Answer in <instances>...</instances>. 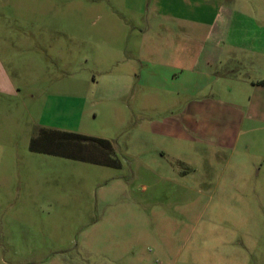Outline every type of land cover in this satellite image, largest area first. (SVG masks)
<instances>
[{
    "label": "rangeland",
    "instance_id": "obj_1",
    "mask_svg": "<svg viewBox=\"0 0 264 264\" xmlns=\"http://www.w3.org/2000/svg\"><path fill=\"white\" fill-rule=\"evenodd\" d=\"M112 3L0 0V71L17 92L0 95L9 132L0 143V256L38 264L54 251L76 258L115 245L127 264H264V123L216 155L217 141H181L166 127L182 115L177 96L137 85L116 98V78L142 63L113 32L106 44L99 37ZM129 56L132 66L119 62ZM53 125L110 140L120 166L33 152L32 139Z\"/></svg>",
    "mask_w": 264,
    "mask_h": 264
},
{
    "label": "crops",
    "instance_id": "obj_2",
    "mask_svg": "<svg viewBox=\"0 0 264 264\" xmlns=\"http://www.w3.org/2000/svg\"><path fill=\"white\" fill-rule=\"evenodd\" d=\"M112 1L107 12L110 24L102 26L98 35L105 37L106 44V34L113 32L116 43L124 45L119 48H135L133 58L142 63L139 71L132 68L116 78L120 83L116 98L134 93L137 85L177 96L182 115L166 127L177 129L181 141L196 142L198 135L217 141L216 155L237 147L244 128L264 123V85L260 84L264 81V0ZM133 58L119 62L132 66ZM9 78L0 71V95L17 93L9 91ZM4 125L0 127L3 144L9 136ZM42 129L80 134L56 125ZM63 253L54 251L48 261L38 264L130 263L127 251L115 245H96L78 252L76 258ZM0 264H9L3 255Z\"/></svg>",
    "mask_w": 264,
    "mask_h": 264
},
{
    "label": "trees",
    "instance_id": "obj_3",
    "mask_svg": "<svg viewBox=\"0 0 264 264\" xmlns=\"http://www.w3.org/2000/svg\"><path fill=\"white\" fill-rule=\"evenodd\" d=\"M264 85V81L260 82ZM78 145L94 147L96 153L93 155H76L75 153H59L58 150H54L53 147L59 145ZM81 148V147H80ZM31 150L37 153L62 155L86 162L95 163L98 165H105L109 167H118L120 164L112 157L114 153L113 143L109 140L99 139L89 136H84L75 133H61L52 132L42 129L36 138L32 139Z\"/></svg>",
    "mask_w": 264,
    "mask_h": 264
}]
</instances>
